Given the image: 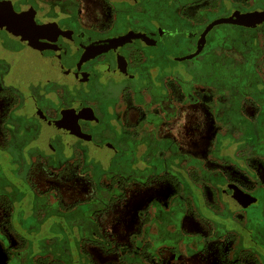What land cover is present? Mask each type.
Listing matches in <instances>:
<instances>
[{"label":"flooded vegetation","instance_id":"1","mask_svg":"<svg viewBox=\"0 0 264 264\" xmlns=\"http://www.w3.org/2000/svg\"><path fill=\"white\" fill-rule=\"evenodd\" d=\"M11 1L61 32L36 41L0 29L4 264H100L89 243L119 254L106 264H186L217 242L228 264H264V177L240 155L243 131L264 124V0H101L107 19L90 24L83 0ZM201 104L221 125L203 158L182 138L201 125ZM232 146L238 160L221 155ZM39 169L56 183L42 186ZM162 182L167 201L138 210L128 244L107 234L126 191ZM189 214L202 230L183 227Z\"/></svg>","mask_w":264,"mask_h":264},{"label":"crops","instance_id":"2","mask_svg":"<svg viewBox=\"0 0 264 264\" xmlns=\"http://www.w3.org/2000/svg\"><path fill=\"white\" fill-rule=\"evenodd\" d=\"M13 3V2H12ZM14 6V5H13ZM15 9V7H14ZM82 15L84 18V22L86 24H90L91 22H99L104 23L106 21L107 17V11L108 9L105 7V4L101 0H83V8H82ZM16 10V9H15ZM17 11V10H16ZM30 11L31 10H25ZM22 11V12H25ZM18 12V11H17ZM33 13V12H32ZM34 15V13H33ZM104 18V19H102ZM35 20V15H34ZM36 22V20H35ZM37 23V22H36ZM38 24V23H37ZM42 24H51L53 25L58 31L57 33L54 32L57 36L58 33L61 32V28L54 23L45 22ZM50 33V32H49ZM49 34L46 35V39ZM55 36V37H56ZM54 39V38H53ZM198 94L201 98L206 100H212V92L204 87H200ZM253 103L247 102L245 104L246 110L248 113L252 114L256 109L253 107ZM201 109L202 112V119L201 124L202 128L197 129L193 134L190 133L186 134L188 132L182 130V138H183V145L186 149H192L196 154L200 155L201 158L207 157L212 149V144L217 135L219 134L221 130V125L218 122H215L211 117H209L208 112V106L201 104L198 106ZM250 117H253L250 115ZM189 124H193V122L196 120V117L193 115L189 116ZM246 122V121H245ZM249 122V121H248ZM247 122V123H248ZM185 123V122H184ZM246 129V128H245ZM195 130V128H194ZM258 132L256 133V136H254L253 133H250L246 130L243 132L245 133L244 137L242 138L241 142L246 144V148L244 151L241 152V156H252L253 159V166L254 170L257 172V174H260L264 177V124L263 122L259 123V126H257ZM196 139V142L194 140ZM225 141V138L220 139ZM196 144H200V146H196ZM235 147L229 148L228 152L226 150L225 153L221 154L223 155V158H229L232 160H238L235 156ZM225 156V157H224ZM234 174V173H233ZM236 175V174H235ZM173 190L172 185L170 182H162L157 183L153 185L152 187H140L137 190H135V194L131 199V204L129 205L130 213L127 215V219L125 221L126 227H124L123 234L121 236V242L117 241L120 244H128L130 240V236L135 230L138 229L139 226V218H138V210L145 207L147 203L152 199H158L159 201L166 202L171 191ZM114 207V206H113ZM0 217H1V210H0ZM183 227L190 231V232H197V230H202L203 226L200 220H197V218L192 215H186L183 220ZM10 236V240L13 244L17 245L18 242L16 240V237L13 233H8ZM86 248L92 255L95 256L97 262L100 264H106L111 261H118L119 260V254L114 253H107L103 251L97 244L89 243L87 244ZM4 254L0 247V264H4Z\"/></svg>","mask_w":264,"mask_h":264},{"label":"rangeland","instance_id":"3","mask_svg":"<svg viewBox=\"0 0 264 264\" xmlns=\"http://www.w3.org/2000/svg\"><path fill=\"white\" fill-rule=\"evenodd\" d=\"M8 42V40H6ZM5 103H4V97L0 96V140L4 139V130L2 132L1 130V125L4 123V112L6 110V108L4 107ZM197 108H194V111ZM192 115L191 113L189 114L188 111L184 112V126L187 125L189 121V116ZM196 115H198L200 117V119H202V112L201 109H199L196 112ZM198 126V125H197ZM195 127V126H194ZM202 124L199 127H195L196 131L197 129L202 128ZM184 128V127H183ZM184 131H186L185 129H183ZM187 132V131H186ZM191 133V132H190ZM190 133H186L189 134ZM192 134V133H191ZM194 142H196V139L194 140ZM196 146H200V144H196ZM10 153L9 152H5L4 151V173L6 170H9V164L8 166L5 167V165L8 163V161H10ZM32 176H35L38 181L42 184V186H49V185H54L56 183L54 179V177H56V175L48 170H44V169H39V170H35L34 174H32ZM53 177V178H52ZM66 190H70L72 188L71 184H66L65 186ZM79 192L78 194L82 193L83 191L86 190V185L80 184L77 186ZM127 192V196L126 199L121 200V202L117 203L112 211L108 214L107 217V223L110 227L111 230L108 231L107 234H109L110 236L114 237L115 240L120 241L121 242V236L123 234V228L126 227L127 225H125V221H126V217L128 215V213H130L129 210V205L131 204V199L134 196L132 192L130 191H126ZM0 210H1V205H0ZM47 235V233H46ZM215 249H210L209 252H207L206 254H200L195 256L192 259H186L185 262L186 264H228V260L226 259L225 255H224V250H225V245L223 246V243H216V247H214Z\"/></svg>","mask_w":264,"mask_h":264},{"label":"water","instance_id":"4","mask_svg":"<svg viewBox=\"0 0 264 264\" xmlns=\"http://www.w3.org/2000/svg\"><path fill=\"white\" fill-rule=\"evenodd\" d=\"M6 30L11 36L21 39L40 40L57 29L51 24H37L30 11L17 12L11 0H0V29ZM129 36L116 38L124 42ZM48 38V37H47Z\"/></svg>","mask_w":264,"mask_h":264}]
</instances>
